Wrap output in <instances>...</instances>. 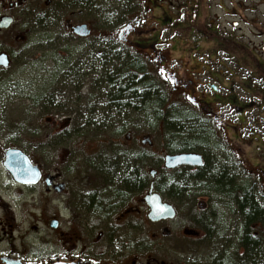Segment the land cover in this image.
Masks as SVG:
<instances>
[{"label":"rangeland","instance_id":"rangeland-1","mask_svg":"<svg viewBox=\"0 0 264 264\" xmlns=\"http://www.w3.org/2000/svg\"><path fill=\"white\" fill-rule=\"evenodd\" d=\"M114 1L106 4L109 9L115 8ZM106 5L99 4L92 19L93 37L76 40L66 33L59 51L38 54L33 64L16 68L12 78L0 83L3 149L0 156V253L11 249L31 251L35 262L55 258L60 249L58 232L50 228L54 219L61 220L60 228L64 232L75 227L73 232L82 242L94 245L99 233L105 232L102 229L91 233V228L101 224V218L83 208L79 210L77 203L84 196L97 194L104 196L106 203L117 199L115 205L122 208L120 213L135 209L132 214L135 216L117 228L120 242L130 245L125 251H134L131 243L137 242L144 245L145 252L155 253L160 263L225 264L239 246L237 236L241 222L236 206L228 205V201L208 190L207 182L181 183L185 191L182 195L173 188L182 179L174 178L177 174L164 172V157L176 148L179 140L167 137L164 122L159 118L165 115L170 118L173 110L183 118L197 115L181 103V98L168 94L162 84L157 87L151 105L140 113L129 108L120 115L112 106L111 110L103 109L111 93L108 78L120 76L131 63L149 67L151 74L155 66L153 59H156L155 54L144 50L136 52L123 46L108 48L113 43L105 35L113 34L125 22L108 17ZM170 7L173 17L179 13L191 21L171 31L169 27H162L159 18L150 15L143 27L145 31L150 29L145 37L157 32L167 51L173 50L171 44L175 39V50L168 53L171 59L167 68L174 70V66L185 77L191 60L213 66L216 76L221 72L223 79H234L235 93L249 105L240 122H228L236 129L225 132L215 128L216 131L209 122L196 119L189 122L188 133L197 132L191 130L195 127L193 124L201 126L210 142L203 145L210 166L228 170L238 184L253 185L257 200L264 208V106L260 93L264 87V0H194L188 6ZM149 37L145 41L150 42L152 37ZM34 42L57 45L53 36L36 38ZM164 47L157 48L164 53ZM211 61L221 62L223 67L209 63ZM42 62L47 63L49 70H56L55 73L48 75L42 71ZM201 66L204 67L198 65L197 70L201 71ZM118 80L122 79L118 77ZM96 92L104 94L101 101L93 100ZM94 104H97L94 106L96 116L89 118L87 108ZM128 134L131 143L127 140ZM144 138H150L153 146L143 148ZM12 149L22 151L43 172H51L56 167L62 169L67 194L46 197L43 183L23 191L4 167L5 154ZM111 166L112 172L108 171ZM139 166L143 174L140 180H150L151 170L171 180L173 196L166 194L164 199L175 206L178 214L175 220L161 223L148 220L149 208L143 203L148 188L126 195L128 175ZM198 211L208 213L217 223L213 237L195 225ZM75 216L92 223L81 221L75 225ZM165 228L170 229L171 235L163 236ZM255 233L264 237L261 227L256 228ZM188 235L193 237L188 238ZM96 247L98 252L107 251L104 244ZM115 251L113 245L112 252Z\"/></svg>","mask_w":264,"mask_h":264},{"label":"flooded vegetation","instance_id":"flooded-vegetation-1","mask_svg":"<svg viewBox=\"0 0 264 264\" xmlns=\"http://www.w3.org/2000/svg\"><path fill=\"white\" fill-rule=\"evenodd\" d=\"M109 1L110 0H0V83L12 78L15 75L16 68L33 64L38 59V54L45 53L48 50L59 51L62 48L60 44L64 42V35L66 33L70 34L76 40H87L93 37L94 29L92 27V19L96 15L97 7L99 4L106 5ZM192 1L194 0H115V8L109 9L106 5V14L108 17L125 22L114 31L113 34L105 35L107 40L113 43L108 46V48H111V46H123L136 52L144 50L153 55L155 54L156 59H153L155 64L153 67L154 71L150 74L149 67L145 66L147 67V75L151 78H153V75L160 78L161 81L158 78H156V80L164 86L167 93L171 96L181 98V103L190 108V110L197 115L198 120L209 122L214 129L218 128L225 132L231 131V129H236V127H232L228 122H240L243 114L249 109V105L244 104L240 96L235 93L236 83L234 79L230 77L223 79L220 76H223L221 72H218L220 75L216 76L217 72L213 70V66H205L204 63L193 60H191L190 70H186L187 76L183 77L174 66V70L167 68V66L170 65L169 58L171 59V57H168V53L175 50V39L171 44V49L173 50L167 51L166 49L168 48L163 46L161 38L157 36V32L148 34L145 37V33H150V29L145 31L143 27L146 26L150 15H153L154 18H159V23L162 27H169L171 31L185 27V24L188 23L189 20L191 21V18H186L179 13L173 17L170 12V6L180 4L188 6ZM80 26H86L88 30L91 31L89 37L82 38L74 33V29ZM51 36L56 38V46L34 42L36 38L47 39ZM149 36L152 37L149 40L150 42L145 41V39L150 38ZM160 46H162V48L164 47V53L157 48ZM42 63L44 64L45 62ZM209 63L216 64L217 67H223V63L221 62L211 61ZM135 64L136 63H131L127 66V69L123 71L120 76L114 75V78L111 77L112 80L115 81L114 83L117 84L119 82V84H121L120 88L125 87L126 84H124V81L128 80V73H130L128 69L134 68V66H136ZM52 65L56 67V64ZM198 65H204V67H200V70L202 69L201 71L197 70ZM49 69L47 63L41 67V70L48 73V75L56 71H51ZM104 73L103 71V74ZM131 73V75L140 73L138 76L140 79H143L141 76L142 72L135 71ZM118 77L122 80H118ZM231 77H234V75ZM213 82L218 83L214 84ZM108 84V92L112 93L114 89L113 83L109 81ZM137 87L140 93L144 92L141 84H138ZM120 88L118 87L116 90ZM221 90H225L226 93L222 94ZM96 94L92 96L93 100L101 101V96H104V94L100 95V93L97 92ZM110 95L103 105L105 111L112 109ZM124 102L125 105L128 104L127 100ZM95 105L97 106V104H94L87 108L86 116H90L89 118L96 116V111L94 109ZM131 108L137 111V113L142 112L144 109L141 102L132 104ZM127 109L128 108H123L119 111L115 108L120 115H123ZM218 111H220L219 114ZM80 115L84 116L82 112ZM85 120H87V118H85ZM198 128L202 129L201 126L197 125V129ZM215 130L218 131L217 129ZM127 136V140L131 143V135L128 134ZM148 140H150V138H144L142 140L141 145L143 148L146 146H153V142L150 140V144ZM2 152L3 149L0 142V156ZM190 153L202 155L205 162L204 165L202 167L184 166L166 172L177 174L176 177L182 179L183 177L189 178V174H197L200 169H204L207 162H209L208 153L205 152V150ZM141 157L142 156L139 155V159ZM140 168L139 166L136 171H131V173H129L128 176H130V179L132 177L135 179L134 181L131 179L132 182L143 183V179L140 180V177L143 176ZM108 170L110 171V168ZM42 175L43 177L39 184H44L46 197L54 195L63 197L64 194H67V185L62 181V169L56 167L51 172L42 171ZM49 176L53 177L50 189H48L45 183V178ZM16 184L23 191L25 189H33V186H26L17 182ZM55 185H64L65 188H63L60 193H57ZM125 185L126 195H132L136 191L138 192L137 188H135V184H132L133 189L131 188L130 190L127 187V183ZM105 201L104 196L101 197L97 194H90L79 199L77 203L79 210L83 208L86 212L89 211L94 217L98 216L101 218V224L91 228V233L100 232L104 229L107 236H105V232L99 233L98 242L96 241L94 245L82 242L73 232L75 227L68 232H64L59 227V229L55 231L58 232L60 254L55 258L46 262H35L32 258L33 253L31 251L23 250L18 252L11 249L8 252L5 251L0 253V264H166V262L160 263V259L155 253L149 254L145 252L146 249L141 243H131L135 250L132 252L125 251L130 245L127 242L126 244L120 242L121 238L118 236L117 228H120L129 217L135 216L132 215L135 209L120 213V209L122 210V208L119 209L115 205L116 201H118L117 199L111 200L109 203ZM82 220V218L75 216V225L79 224ZM82 222L86 224L92 223L87 219ZM59 223H61V220H59ZM70 223L73 225L74 221L71 219ZM192 237L193 235H188V238ZM99 244H104L107 251L98 252L96 245ZM113 245H115V249L117 250L115 252H112ZM140 249L141 252H139Z\"/></svg>","mask_w":264,"mask_h":264},{"label":"trees","instance_id":"trees-1","mask_svg":"<svg viewBox=\"0 0 264 264\" xmlns=\"http://www.w3.org/2000/svg\"><path fill=\"white\" fill-rule=\"evenodd\" d=\"M134 68H129L128 71L131 73V70L134 72H142L141 76L143 79H140L138 75L140 73H135L131 75L128 73V80L124 81L125 87L120 88L121 84L119 82L115 84L112 78H108L113 84V92L110 95V102L112 107L117 108L121 111L123 108H131L132 104L142 103L143 108L149 107L151 105V100L155 97V91L159 84H161L156 79H152L147 75V67L140 64H135ZM123 84V83H122ZM138 84L142 85L144 89L143 93H140L137 87ZM120 88L116 90V88ZM260 91L263 94L261 105L264 106V87ZM125 100L128 104L125 105ZM166 101L163 99V102ZM162 106V103H161ZM147 110V109H146ZM173 116L169 118V115L161 116L160 121L164 122L165 131L167 132V137L171 136L179 140L176 148L168 151L169 153H190V152H201L204 150L203 145L209 144V138L205 135V130L197 128L196 124H193L195 128L191 130H197V132H190L189 122H195L198 117L195 118H183L184 116L180 114L177 110H173ZM192 126V125H191ZM109 171V170H108ZM110 171H113V166L110 167ZM184 175V174H183ZM165 174L157 175L154 180H149L148 178L144 179L143 183L141 182H131L128 178L126 183L127 187L130 190L133 189L132 184H135L137 190H146L151 184L154 185L156 192L165 196L166 194L169 197L173 196L171 191V180H167ZM189 178L183 177L182 180H178L179 185H173V188L178 189L180 194H184V190L181 189V183L188 185L191 181L206 183L207 189L212 191L218 198L228 201V205L234 207L236 206L235 211L240 217V228L238 230V248L232 254L228 256L225 264H264V237L263 234H256V228H263L264 233V208L260 205L256 197L255 187L253 185H241L238 184L235 178L230 174L226 169H215L210 166L207 162L204 169H200L197 174H189ZM177 178V177H176ZM188 179V180H187ZM208 183H210L208 185ZM180 189V190H179ZM234 209V208H233ZM195 220V225H197L201 230H205L208 233L209 237H213L214 231L216 229L217 223L213 220L208 213L200 212ZM240 251L242 254H240ZM233 255V256H232ZM225 259V258H224Z\"/></svg>","mask_w":264,"mask_h":264},{"label":"water","instance_id":"water-1","mask_svg":"<svg viewBox=\"0 0 264 264\" xmlns=\"http://www.w3.org/2000/svg\"><path fill=\"white\" fill-rule=\"evenodd\" d=\"M74 33L79 37L86 38L90 36L91 31L88 30L86 26H80L74 29ZM148 142L151 144L150 140H148ZM164 163L166 170H174L182 166L202 167L204 165V160L201 155L187 153L168 155L165 157ZM4 166L11 173L15 181L23 185L35 186L42 180V173L39 167L34 165L30 158L20 150L12 149L7 151ZM156 174V171L150 172L152 178H155ZM52 182V176L45 178L48 189L51 188ZM63 188H65L64 185H55L57 193H60ZM143 200L150 208L148 218L153 223L172 221L177 217L176 209L170 203L164 202L159 194L154 193L153 185ZM58 225L57 220H53L50 223L52 229H57ZM162 234L164 236H169L171 235V231L165 228Z\"/></svg>","mask_w":264,"mask_h":264}]
</instances>
